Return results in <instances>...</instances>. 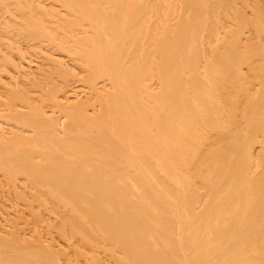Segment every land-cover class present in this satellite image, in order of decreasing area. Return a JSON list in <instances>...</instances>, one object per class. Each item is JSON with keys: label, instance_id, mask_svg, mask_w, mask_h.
<instances>
[{"label": "bare ground", "instance_id": "6f19581e", "mask_svg": "<svg viewBox=\"0 0 264 264\" xmlns=\"http://www.w3.org/2000/svg\"><path fill=\"white\" fill-rule=\"evenodd\" d=\"M126 13L119 12L118 17L97 28L96 33L91 32L101 37L98 40L93 36L69 43L50 42L53 50L63 51L70 59L65 64L77 59L90 71V77L83 83L76 78L72 80L63 69L67 78L60 89L51 85L49 89L50 77L45 78V87L41 85L46 90L44 96L49 99L48 96L56 94L50 98L51 102L37 94L40 87L37 92L35 88L32 90L38 86V82L32 81L35 75V80L37 75H46L51 67L66 68L63 61L48 55H41L42 59L34 56L32 48L31 52L30 48H24L19 55H24V50L30 53L27 51L26 58L21 57L26 60L23 66L22 62L13 63L12 52H7L8 55L2 50L0 78L6 77L7 84L0 80L4 88L0 90L5 92H0L4 97H0V120L8 126L0 130L2 179L23 176L27 192L52 205L53 213L48 217L61 223V232L44 233L42 240L53 243L58 236L67 241L70 232L66 229L76 225L82 232L77 237L71 236L70 242L81 239V243L91 247L90 238L102 235L103 242L94 250L108 247L112 264H264V53L248 54L246 63L255 72L245 80L237 73L239 58L230 53L223 60L222 53L218 72L228 75L226 83L231 82L234 89L248 84V89L232 94L230 111L236 119L222 125L220 103L214 107L213 101L221 100L222 95L215 91L185 81L180 90L191 93L190 98L180 104L179 100L176 104L171 102L179 91V82L166 76L178 75L176 69L159 70L158 81L144 80L142 84L127 78L150 71L148 61L137 56V63L118 73L112 57L97 66L91 65L88 54L92 44L95 56H99L102 50L119 54L127 46L136 48L141 41L150 40L145 29L149 28L151 18L134 20L133 13L127 14L128 20L131 28L139 29L127 33L128 45L106 38L117 29V22ZM7 15L11 16L10 10ZM34 17L30 15L16 22L20 28H13V32L6 27L0 33L10 40L19 33L29 35L31 40L32 32L37 31ZM5 45L11 46L7 42ZM161 52L151 50L147 59ZM168 54L171 62L179 59L174 51L168 50ZM189 64L194 63L189 60ZM154 77L155 74L151 80ZM251 85L258 89H250ZM82 98L87 101L80 103ZM18 100H23L20 105ZM92 105L101 113L100 120L87 113L88 107L94 110ZM200 108V113H193ZM179 110L182 115L176 114ZM218 133L223 139L212 138ZM38 137L43 140L38 142ZM202 153L206 155L199 156ZM153 160L157 163L151 164ZM3 187L1 184L0 189ZM19 195L22 196L21 191ZM0 207L2 217L6 209ZM10 212L2 217L3 224L0 221V232H6L0 233V264H59L57 254L36 243L39 234L34 240L29 238L32 241L27 235L21 240L19 235L11 237L13 230L8 231L11 227H7L13 229L24 222L18 214L13 216V211ZM44 217L41 215L36 223H42ZM35 227L26 225L19 230L22 234L36 233ZM69 253L70 248L61 251L60 258L68 259ZM79 255L88 264L101 263L98 255H92L91 260Z\"/></svg>", "mask_w": 264, "mask_h": 264}, {"label": "rangeland", "instance_id": "374dc122", "mask_svg": "<svg viewBox=\"0 0 264 264\" xmlns=\"http://www.w3.org/2000/svg\"><path fill=\"white\" fill-rule=\"evenodd\" d=\"M56 1L60 2L57 3ZM22 9L25 11L21 15ZM8 10H10L11 16L7 15ZM122 11H127V13L121 16L120 20L117 22V29L110 33L106 38L116 43H124L125 45H128L129 37L127 33L131 29H139L138 27L131 28L132 25L128 20L127 14L133 13L134 20L140 19L142 21L147 17L151 18L149 28L145 29V31L149 33L150 40L147 38L148 40L145 39V41H141L140 46L136 48L132 45L127 46L126 51L119 54H107L105 53V50H102L99 56H95L96 48L94 47L92 49V44L90 46L91 53L88 54L91 65L97 66L100 61L105 58L112 57L114 62L118 65V68L115 71V73H118L119 71L130 68L133 64L137 63L138 60L135 59V56H137L143 61H148L150 71L149 73L130 74L127 78L133 79L132 81H138V83L141 81L142 84L144 83V80L147 83H154L155 81H158L157 72L159 70L169 69L173 71L176 69L179 73L178 75L166 76L167 79H175V82H179V91L176 90V95L171 98V102L173 104H176L178 100L180 104L181 100L190 98L191 93H186V90H180V87L183 86V83H186L185 81H192L195 86L204 87L222 95L221 100H213L215 102L214 107L220 103L219 119L222 125L223 122L229 119H236L235 116H231L232 112L230 111L232 94H239L243 89H248V84H243L241 87L234 89L233 84L229 80L231 87H233L229 88L230 83H226L228 75H222L218 72L219 63L221 61L222 53L223 60L228 54L233 53L239 58L237 73L242 77L241 79L245 80L254 74L255 70L248 66L246 62L248 61L247 58H249L248 54L250 52L254 51L259 54L264 53V0H0V32L5 30L6 27L9 29L11 28L9 30L10 32H13V28L19 29L20 27L17 23L26 20L30 15L35 16L34 19L37 21V31L32 32L33 35L31 36V40H28L29 35H22L20 33L18 35H12L10 40L7 39L8 37L5 34L0 33V43L3 42L5 44L7 42V46L11 44V46H8L10 48L8 51V47L6 48V45L3 46L4 44L2 43V47L0 45V53H2V50L4 51L3 53L9 52L11 54L12 52L11 59L13 60V63L19 64L22 62L21 65L23 66L26 63V60L24 62L23 58H26L27 54H25V52L28 50H24V55H19L21 52H19V50L23 51L24 48H30V52L33 49L34 56L48 55L50 58L63 61L66 68L61 66L59 71L58 67L60 66L57 65L58 67L56 68L51 67L53 71L50 69L51 72L49 70V72H45L46 75H37L38 77L36 80V75L34 76V80L32 82H34V84L38 82V86L33 84V86H37L32 89L33 91L36 89L35 92L38 91V87L41 88V85L42 87H45L44 81L45 78L47 79L48 77H50L48 79L51 82L50 84L46 83L47 85L49 84L48 88L51 86V88L54 89H60L63 87V84H65L64 80L67 78H65L66 74L68 77H73L71 78L72 80H75L76 78L84 83L85 80L90 77L89 69L78 63L77 59L75 63L71 62V64H65V61H70V59H68L66 55L62 54L63 51L53 50L50 42L56 41L58 43H69L78 38L93 36L96 40H98L100 36L98 34H93L94 32L96 33V29L111 22L114 18L118 17L119 12ZM1 36L5 37L4 40ZM92 42H94V38H92ZM245 47L247 48L245 49ZM156 49H160L162 52L159 54H152L151 59L148 60L147 57L149 52ZM168 50L174 51L179 56V59L176 62H171L169 60ZM30 52L28 51L27 53ZM16 54L19 55L18 57L20 59L17 56L16 58L18 60L14 57ZM92 54H94L95 58ZM22 56L24 57L21 59ZM31 56V54L28 55L29 58ZM35 58L36 57H34V59ZM41 58L43 59L42 56ZM189 60L194 64H189ZM257 64H259V61ZM157 65L160 67H157ZM9 67L8 69H11ZM63 69H66L67 72ZM12 70H10L9 73L16 75V72H11ZM153 74H155V77L151 80ZM58 75L60 76L58 77ZM1 78L0 80H3L2 82L7 84V78ZM49 80H46V82H49ZM1 85L2 84L0 83V89L3 90L4 88ZM170 85L174 89L177 88L172 84ZM43 88H41L42 92H40L41 90L37 92V94L39 93V96L45 95L46 90ZM48 88H46L47 91L51 89ZM249 88L258 89V86L251 85ZM3 92L4 91L1 93ZM223 92L226 93L224 94ZM1 93L0 97L4 99ZM55 95H53V97H55ZM209 95L211 97L213 96L210 93ZM138 96L142 99L141 94ZM48 97L49 99L46 98V96L43 98H46L48 100L47 102H51L50 98L53 99V97ZM44 99L43 102L46 100ZM143 100L149 101L148 99ZM19 101L21 103L23 100H18V104L20 105ZM80 101L84 103L87 99L82 98L79 102ZM141 104L144 103L141 102ZM87 109H90L89 112H87L90 117L93 114V119L100 120L101 113L97 112V108L96 111L92 105V109L95 111H92L91 107H88ZM193 111V113L198 114L202 111V109H195ZM176 114L182 115V111L179 110ZM6 125L7 124L5 122L0 120V130L8 127ZM227 132L229 131H224L223 133ZM212 138H221V134H215ZM221 139H223V136ZM42 140L43 139L41 137L37 138L38 142H41ZM205 155L206 153L199 154V156ZM153 162L154 163L151 164L157 163L154 160ZM1 174L2 172L0 170V187L1 184L2 187L4 185L5 187L2 188V192V189H0V206L6 209L5 213H2V217H4V215L6 217L8 213H12L10 211H13L14 214L11 215L14 216L15 214H18L20 219L24 222L16 225L19 227L21 226L20 224H22V227L19 228H15L16 226H13V229L12 226L7 227V229L11 227L8 231L13 230L14 233L17 232L15 235L12 233L13 231L11 233L9 232L11 237L19 235L17 237L21 240V238L24 239L23 237H26L25 235H27L28 240L29 238L34 240L33 237H36V235L39 234L36 243L47 247L52 254H57L59 264H88L80 257L79 254L86 255V257L90 260L92 255H98L101 260V263L99 264H112L111 256L107 252L108 247L100 248L98 251L94 250L98 243L103 242V238H101L102 235H98L97 238H90L91 247H86L83 243H81L80 238V240L77 239L74 243L70 242L71 236L75 235L77 237V235L82 232L80 229L77 230L76 225L66 229L67 232H70L67 236V241L58 238V236H56L53 243H48L42 240L41 236L44 233H55V231L57 233L61 232V223L58 220L53 218L50 219L48 217L49 214L53 213L52 205L49 202L44 201L41 196H32L31 192H27L29 190L25 189L27 180H25L23 176H17L15 180H8L7 177V179H2L3 177ZM14 183L16 184L15 186L17 189H14ZM23 189L29 194L26 193V195H24L25 192ZM14 190L18 192L15 191V193ZM20 191L22 196L19 195ZM4 201H7L8 203L4 204ZM202 201H204V198ZM24 203L25 207L23 205ZM29 203H31V205ZM13 206H15V208ZM30 206L31 210L29 209ZM16 208H18V212L16 211ZM0 211H2V208ZM7 211L9 212L7 213ZM41 215L45 216L42 219V223H36V220L41 217ZM2 217L0 215L1 224H3ZM25 221H30L31 223L27 222L28 224H26ZM25 224L28 226L35 225L36 233L31 231L27 232L28 234H25V232L22 231L24 233L22 234L19 229L26 226ZM10 234L7 236H10ZM29 234L31 235L29 236ZM3 236L4 238L6 237V235ZM27 238H25V240H27ZM68 248H70V257L66 260L61 259L60 252L65 251ZM20 264L27 263L23 262Z\"/></svg>", "mask_w": 264, "mask_h": 264}]
</instances>
